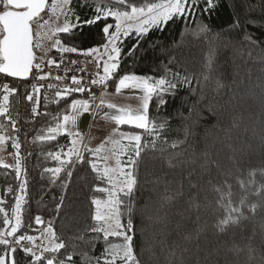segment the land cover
<instances>
[{"label":"snow or ice","instance_id":"6c2138e0","mask_svg":"<svg viewBox=\"0 0 264 264\" xmlns=\"http://www.w3.org/2000/svg\"><path fill=\"white\" fill-rule=\"evenodd\" d=\"M204 3L203 9L200 4ZM47 0H0V73L4 74L5 81L0 83L3 95L0 97V117H4L11 126L12 132L19 134L20 128L17 126L16 119L13 118L9 111L10 96L18 93V86H10L13 82L7 81V77L18 78L20 82L28 81L31 74L35 80L47 79L48 73H43L42 60L37 61L34 55V48L41 47V39L51 36H57V33L65 34V39L70 43L65 45L61 38L54 40L53 47L60 53H80L85 56H93L100 53L102 48L104 51L100 53V59L96 60L97 66L101 65L103 75L99 76V80H92L93 85L98 82L103 83L113 80L119 73L123 55L133 57L141 43L142 38H147L150 31L162 32L169 23L181 21L188 32L183 33L180 41H174L175 49H163L160 60V68L156 71L160 75H137L125 72L119 75L115 83V91L119 94L124 89H131L134 92L142 93L139 97L141 104L138 110L131 111L125 109H117L120 113L113 117L116 129H113V135L118 139L109 140L112 144L109 149L110 155L101 157L99 154L104 150L103 144L96 148L85 149L91 153L92 158L82 154V150L76 147L74 137L78 133L72 132L66 128L70 121L68 115H63V123L57 121L56 127H48L46 134L38 135L35 140H55L59 135L73 137L71 140L72 147L66 152L61 149L59 152H48V156L59 163L55 168H44L45 172L52 173V179L49 183H56L57 179H61L59 174L67 168V177L74 175L73 169L76 165L83 166L82 169H76L77 172L87 171L90 167L91 173H95L92 177L93 184L89 186L93 193H102L103 198L92 196L89 205V214L83 228H78L69 240L74 241L72 250L69 251V243L63 238L62 234H57L54 229L55 220H48L45 233L50 235L51 241L49 246L43 247V253H50L51 257L36 255L32 248L27 246V242H35V238L31 235L18 234L24 226L22 221L23 206L27 203V194L29 188L28 174L24 161L20 158L19 149L20 142L18 135L12 138V147L17 151L15 160V178L19 182L18 190L14 192L11 186L8 192L14 194L15 206L12 209V218L14 222L5 215L3 219L4 230L0 231V264H76L74 256L80 257L81 264H142L141 255L148 247V240L145 235V220L152 223H159L162 217L159 215L160 210L166 205H171L175 200L172 194L170 184L172 181H163V191L159 195L160 206L154 210L153 215L147 214L149 204L140 203L138 193L141 187V168L144 166V158L147 155L159 153L161 156L167 155V167L174 169L178 165L187 164L191 170L187 173L192 175L195 168L192 167L199 163L202 171L207 172L211 166L219 167L218 161L210 159V153L202 151L199 156L195 150L192 158H185L183 161L178 160L176 155L169 152V149H178L182 145L188 143L189 139L195 135V126L202 118L195 108H189L188 116H184L182 107L179 112L174 115L161 116V110L166 111V105L169 99L174 100L180 92L186 91L189 94L199 95L204 99L206 86L208 83H214L212 89L218 96L224 95L223 89L227 88L222 77L216 75V57L221 47L231 48L233 51V62L237 58L244 60L245 46H248L247 59H264L252 55V50L256 48L261 41L255 39L251 29L258 24L257 20L250 15L252 6L247 4L245 0H241V7L247 9L241 15L236 12L232 24L229 25L230 31L225 33H217L212 35L210 27L203 22L196 24L195 21L200 19L204 14H212L219 6L213 0H100V2H90V0H52L49 11L52 14L59 9L64 14V23L61 27L49 28L43 36L37 29H43L49 25V21L41 16L45 11ZM70 5H79L81 9H87L84 16L76 10V7ZM235 10V3L232 5ZM130 9V10H129ZM200 13V16L197 15ZM189 18H191L194 27H190ZM260 26L264 28V21H260ZM92 28L97 29L96 35L100 36L96 46L80 48L73 41L81 39L87 30V39H81L82 43L87 44L88 40H95ZM78 30V31H77ZM137 38L136 43L125 53L123 50V38H129L132 33ZM186 37H194L187 44L184 43ZM242 38V39H241ZM35 41V42H34ZM207 44V53L200 60V69L196 70L194 65H190V61L182 55L183 47L187 46L190 50L200 48ZM264 52V48L260 49ZM123 54V55H122ZM106 57V58H105ZM34 61H36L34 63ZM48 66L60 67V63L56 60H48ZM73 64L76 61H72ZM233 74V80L240 76V68ZM57 80L60 77H56ZM251 79V74H249ZM72 83L79 85L80 78L71 77ZM239 84H243V79H239ZM31 92L23 94L24 100L33 104L31 115L33 118L41 115L38 111L40 104L39 92L43 85L30 84ZM105 87L107 84L105 83ZM91 91L90 89L88 90ZM233 98L236 93L233 89ZM84 93L83 87L64 88L63 91H57L55 95L67 104V97L72 93ZM19 103V101H17ZM56 103V101H52ZM153 106L156 114L150 111ZM47 107V105H45ZM69 107L74 112L90 111V105L87 100L72 99ZM109 109L114 108L112 104H108ZM193 114L197 119H192ZM174 119H178L177 123H173ZM191 120V123L189 121ZM74 122V118H73ZM127 125L131 129L142 130L138 133L129 131H120V126ZM6 126L0 124V130ZM5 139L0 136V141ZM63 157V158H62ZM103 159L104 165L98 164ZM112 160L114 163L109 165L107 162ZM176 161V163H173ZM5 167H11L5 165ZM146 176H155V170H145ZM168 173L164 172L163 175ZM90 175V174H89ZM250 179L245 180L242 177H235L236 184L239 186L242 195L237 199L234 184L232 182L233 175L231 172L222 173V178L216 183L212 179L208 180L211 186V192L214 194L217 208L223 209V215L217 218L214 227L219 233H225L230 227L239 223L240 220L246 219L244 209L247 208L255 214L258 207L264 208V203L250 202L249 196L259 197L260 201H264V169L260 170L262 180L259 187L253 189V185L257 183L255 179L256 170L250 172ZM84 179H87L85 177ZM106 184L101 187L100 184ZM147 182V181H146ZM160 178L152 180L151 183L159 187ZM190 188L200 189L199 184H193L189 181ZM62 187L67 188L65 183ZM207 194L205 199H207ZM66 196H62L55 203L51 211L55 217H64V200ZM195 201V197H193ZM4 201L0 200V204ZM139 210L141 216V224H136V215ZM3 211V208H0ZM126 217V219H125ZM69 219L75 220V217ZM90 220L91 223L87 221ZM37 225L43 224L44 220L40 215L35 216ZM67 223V220L65 221ZM94 234V235H92ZM102 236V242H101ZM10 238V239H9ZM113 238V239H110ZM118 239V242H113ZM185 240L188 237L184 238ZM100 244V251L95 250ZM180 245L173 243V250L170 255H175V249ZM64 249L65 251H61ZM237 258L238 264H264V246L257 249L252 245L245 248H234L231 250ZM23 252L24 256L19 253ZM32 259L29 260L28 257ZM169 264H175L169 261Z\"/></svg>","mask_w":264,"mask_h":264},{"label":"trees","instance_id":"16d2710c","mask_svg":"<svg viewBox=\"0 0 264 264\" xmlns=\"http://www.w3.org/2000/svg\"><path fill=\"white\" fill-rule=\"evenodd\" d=\"M90 2L95 3L100 2V0H90ZM213 2L219 4L214 13L204 14L195 21L196 24L203 22L208 25L212 30V35L221 32L227 34L230 31L229 25L232 24L235 13L239 12L243 15L247 11L241 7V0H213ZM245 2L252 6L250 15L258 22L251 31L257 41L264 42V28L260 26V21H264V0H245ZM233 3H235V10L232 7ZM51 5L52 0H49L45 11L41 14L43 18L48 14ZM70 6L76 7L81 16H84L87 11V9H81L79 5ZM203 7L204 3L202 2L200 8L203 9ZM0 10H2V6H0ZM59 12L60 10L57 9L56 14ZM197 15L200 16V13ZM189 25L194 27L191 18H189ZM91 31L95 40H88L87 44L81 42V39H87L86 30L81 39L73 41L75 45L80 48L96 46L100 36L96 35V28H92ZM185 32H188V29L184 27L181 21L169 23L162 32L150 31L147 38L141 39L135 56L128 57L122 54L123 58L118 75L115 79L107 81L108 90L115 89L116 80H118L119 75L125 72L137 75H160L156 69L161 67L162 50L166 48L175 49L176 45L173 42L180 41ZM53 37L55 39L61 38L65 45L70 43L64 38L65 34L63 33H57V36ZM192 39L195 38L186 37L184 43L187 44ZM123 40L122 47L126 53L136 43L137 38L133 32L129 38H123ZM262 48H264V43H260L256 48L251 49L252 55L264 57V52L260 51ZM33 50L36 56V48ZM248 50V46H245L244 59L247 60V63L239 58L234 63L231 48L221 47L218 50L216 75L222 77L223 82L228 85L227 88L223 89L226 94L218 96L212 90L215 87L214 83H208L204 99H201L199 95L182 91L174 100L169 99L166 111L161 110L159 113L161 116L174 115L182 107L183 115L188 116L189 108L195 106L202 117L195 126V135L181 148L169 149V152L176 155L178 160L183 161L185 158L191 159L194 150L197 156L202 151H207L210 153L211 160L218 161L219 167L211 166L207 172H204L200 169L199 163L201 161L198 160V163L192 166L195 171L192 172L191 176H188L187 173L191 168L187 164L169 169L167 167V159L169 158L167 155L161 156L157 152L154 155L145 156L144 166L141 168V187L138 196L141 204L145 202L149 204L147 214L153 215L155 214L154 210L159 208L161 203L159 195L163 191L164 180L172 181L170 187L172 194L175 195V200L171 205H166L160 210L159 215L162 220L159 223L144 221L145 235L149 244L141 255L142 264H169V261H174L175 264H238L232 249L245 248L248 245L259 249L264 246V208L258 207L255 214L245 208L243 211L246 219L240 220L227 232L219 233L214 225L217 223V218L224 213L223 209L217 208L211 186L207 183L209 179L216 183L218 179L222 178V173L231 172L238 199L243 193L236 184L235 177L239 176L247 180L251 178L250 172L256 170L255 179L257 183L252 186L253 189L259 187L262 180L260 170L264 169V59H247ZM206 53V43L200 48L190 50L185 46L182 49V55L190 61V65L195 66L196 70L200 69L199 62ZM36 57L37 61L44 58L43 56ZM237 65H242V67L240 68V76L234 81L233 74L237 70ZM249 74H251V79H249ZM241 78L244 81L243 84L238 83ZM31 79L32 76L28 81L20 82L6 78L7 81L13 82L10 86H18L19 89L17 94L10 96L9 111L16 119L20 132L19 134L12 132L8 121L4 117H0V124L6 126L0 130V136L5 137L2 145L7 150L5 164L11 166H0V200L4 201L3 210L5 214H8L14 205V194L9 193L8 188L11 186L15 192L19 183L15 178L14 171L17 151L12 147V138L18 135L19 155L25 163L29 181L27 203L23 206L22 211L24 226L18 234H38V231L33 228L36 215L43 218V226L45 227H47L48 220L54 219L55 231L58 235L62 234L63 238L68 241V250L71 251L75 242L69 240V237L78 228L84 227L89 214L91 197H98V193L91 192L89 188L93 184L92 177L95 176V173H91L90 167L86 172L83 170L77 172L76 169H82L83 166L76 165L73 169V177H67L68 169L66 168L59 174L61 179H57L54 184L49 183L52 179V173L45 172L44 168H55L58 167L59 163L49 157L48 152H59L61 149L65 151L68 147L70 148V137L62 134L50 141H40L34 138L46 134L48 127H56L57 121L61 122L63 115L70 113L71 100L80 99L84 96L71 94L67 97V104L63 101L57 104L40 103L38 111L41 115L33 118L31 115L32 106L23 98V94L29 90ZM4 81V76L0 74V83ZM228 88L233 89L236 93L235 98H233V92L228 91ZM2 95L3 92L0 89V97ZM150 111L153 115L156 114L153 106H150ZM192 119H197V116L193 114ZM172 122L177 123L178 119H174ZM120 130L136 133L142 131L131 129L126 125L120 126ZM83 155L92 158L91 153L85 150ZM146 169H154L156 175L146 176ZM164 172L168 174L165 176L163 175ZM85 177L87 179H84ZM157 177L161 181L158 188L151 183ZM189 181L193 184H199L200 189L190 188ZM65 183L68 185L67 188L62 187ZM95 183L100 184L99 181ZM206 194L207 199H205ZM62 196H66L64 200L65 216L55 217L51 209ZM193 197H195V201H193ZM249 201L264 203L256 196H249ZM5 214L2 215L0 212V231L4 227ZM70 217H75V220L69 219ZM66 220L67 223H65ZM135 220L139 227L141 224L139 210ZM87 222L91 223L90 220ZM185 237L188 239L185 240ZM117 241L118 239L113 240V242ZM174 242L178 243L180 247L175 249V255H170ZM100 246V244L97 245L95 250L97 253L100 251ZM2 247L0 246V248ZM61 251L65 250L62 249ZM48 254L50 258L51 254ZM19 255L24 256V253L20 252ZM28 259L31 260L32 257L29 256ZM74 259L76 264H81L79 256H74Z\"/></svg>","mask_w":264,"mask_h":264},{"label":"built area","instance_id":"2783aa9c","mask_svg":"<svg viewBox=\"0 0 264 264\" xmlns=\"http://www.w3.org/2000/svg\"><path fill=\"white\" fill-rule=\"evenodd\" d=\"M103 49H100V53H103ZM53 55L56 56V61L60 63V67L57 68L55 66H48L47 64H43V73H48L47 79L45 80H35L31 79L29 82V90L32 91L30 84L43 85L40 89V103L43 104H57L61 101L55 93L57 91H63L64 88H75V87H83L85 89L84 93H72L82 95L84 97H89L94 99L95 101H99L103 94L105 93V83L98 82L93 85L91 83L92 80H99V76L103 75V71H100V68L97 66L96 60L100 59V54H94L93 56H85L80 53H60L57 52L54 48ZM58 59H64V62H60ZM72 61H76L75 64ZM60 77L59 80L56 77ZM77 76L80 78L81 83L79 85L73 84L71 77ZM91 90L90 92L88 90ZM52 101H56V103H52ZM29 103V102H28ZM31 106L33 104L29 103Z\"/></svg>","mask_w":264,"mask_h":264},{"label":"rangeland","instance_id":"374dc122","mask_svg":"<svg viewBox=\"0 0 264 264\" xmlns=\"http://www.w3.org/2000/svg\"><path fill=\"white\" fill-rule=\"evenodd\" d=\"M51 8V6L49 7V9ZM48 14L44 16V19H47L49 21V25L43 29H37L36 26H34V33L35 31H40L42 36L44 33H47L49 28L55 29L58 27H61L64 23V14L63 12H59L58 14H52L49 10L47 12ZM1 38V37H0ZM55 38L51 35H49L48 37L42 38L41 39V47L39 48V50L36 49V56H43L44 58L41 59L44 64H47L46 62L48 60H55L56 56L53 55V43H54ZM35 42V41H34ZM100 54V53H99ZM60 60V62H64V59H58ZM102 67H100V71L102 72ZM107 87L105 89V92L107 91ZM104 95V94H103ZM89 98V97H87ZM94 100V99H93ZM62 101V100H61ZM60 101V102H61ZM90 101V100H89ZM59 102V103H60ZM95 102V101H93ZM73 111V110H71ZM96 125H93V127H95ZM117 126H108L107 128H100V127H95L92 129L91 133L86 137H83L81 139L79 138H74L76 140V147L80 148L82 150V154L84 153L85 149H92L95 150L96 148L100 147L102 144L104 146V150L101 152L102 154L100 155L101 157L106 156V155H110L109 153V149L112 148V144L108 143L107 141L109 140H114V139H118V136H114L113 135V129H116ZM97 131V134H94V131ZM120 130V129H119ZM70 147H72V144L70 142ZM4 149V151H2ZM69 149V147L65 150V152ZM6 155H7V150L4 147V145H2V141H0V166H5V161H6ZM63 158V157H62ZM105 163V161L103 159L98 161V164H100L101 166H103ZM109 165L113 164L114 162L112 160H109L107 162ZM59 166V164H58ZM101 187L106 186V184H100ZM18 190V188H17ZM16 190V191H17ZM97 198H103V194L102 193H98V197ZM15 206V201H14V205L11 208V210L9 211V213L5 214V211H0L2 213V215H7L9 217L10 220H12V222H14V219L12 218V209ZM4 206L2 204H0V208H3ZM5 226L3 227L4 230ZM33 228L36 229L38 231V234L36 235H31L35 238V242H27V246L32 248L33 252L36 255H41L43 253V247L45 246H49L50 245V241H51V237L50 235L46 234L44 229L46 228L45 226H43V224L37 225L35 223V220L33 221ZM10 239V238H9ZM118 242V241H117ZM43 255L48 256V253H43Z\"/></svg>","mask_w":264,"mask_h":264},{"label":"crops","instance_id":"0c3cea01","mask_svg":"<svg viewBox=\"0 0 264 264\" xmlns=\"http://www.w3.org/2000/svg\"><path fill=\"white\" fill-rule=\"evenodd\" d=\"M100 67H102V61L99 68ZM141 95L142 93L134 92L131 89H124L119 94L116 93L115 89L113 90L107 89V91L104 93V95L99 101H95L87 97L80 98L81 100L88 101L90 105V111L89 112H83V110H80L79 112L70 111V113L67 114L70 117V121L66 125V128L70 129L74 133L79 134L74 138L81 139L86 136L89 137V135L92 134L91 133L92 129L95 127L107 128L108 126H116L113 117L120 114L117 111V109H125L131 111L138 110L141 104L139 98ZM108 104H112L115 107L109 109L107 107ZM73 118H74V122H73ZM60 123H63V119ZM93 125L96 126L93 127ZM94 134H97L96 130L94 131ZM72 139L73 137H70V142ZM2 151H4V149Z\"/></svg>","mask_w":264,"mask_h":264},{"label":"water","instance_id":"95a60500","mask_svg":"<svg viewBox=\"0 0 264 264\" xmlns=\"http://www.w3.org/2000/svg\"><path fill=\"white\" fill-rule=\"evenodd\" d=\"M48 1H49V0H47V3H48ZM46 6H47V5H46ZM45 9H46V8H45ZM42 13H43V12H42ZM42 13H41V14H42ZM1 38H2V37H1ZM0 74L4 76V74H2V73H0ZM30 76H31V74H30ZM30 76H29V78H30ZM8 78L15 79V80H19L18 78H12V77H8Z\"/></svg>","mask_w":264,"mask_h":264},{"label":"bare ground","instance_id":"6f19581e","mask_svg":"<svg viewBox=\"0 0 264 264\" xmlns=\"http://www.w3.org/2000/svg\"><path fill=\"white\" fill-rule=\"evenodd\" d=\"M102 98V97H101Z\"/></svg>","mask_w":264,"mask_h":264}]
</instances>
